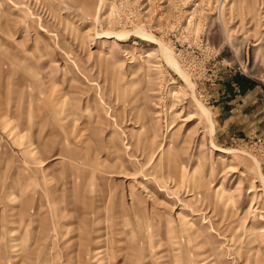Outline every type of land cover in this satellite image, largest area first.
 Masks as SVG:
<instances>
[{
	"label": "rangeland",
	"instance_id": "obj_1",
	"mask_svg": "<svg viewBox=\"0 0 264 264\" xmlns=\"http://www.w3.org/2000/svg\"><path fill=\"white\" fill-rule=\"evenodd\" d=\"M237 75L264 91V0H0V264H264Z\"/></svg>",
	"mask_w": 264,
	"mask_h": 264
},
{
	"label": "crops",
	"instance_id": "obj_2",
	"mask_svg": "<svg viewBox=\"0 0 264 264\" xmlns=\"http://www.w3.org/2000/svg\"><path fill=\"white\" fill-rule=\"evenodd\" d=\"M214 105L224 138H254L264 131V91L243 75L229 79ZM264 164V162H263Z\"/></svg>",
	"mask_w": 264,
	"mask_h": 264
},
{
	"label": "bare ground",
	"instance_id": "obj_3",
	"mask_svg": "<svg viewBox=\"0 0 264 264\" xmlns=\"http://www.w3.org/2000/svg\"><path fill=\"white\" fill-rule=\"evenodd\" d=\"M145 31V30H144ZM141 33V35H143L145 38H148V39H150V40H155L156 38L152 35V34H150V33H146V32H140ZM161 45V47H162V51H163V54L165 55V57H166V60L175 68V69H177L179 72H180V74L183 76V77H186L185 76V73L181 70L180 71V68L178 67V65H177V60L176 59H174L173 58V56L171 55V53H170V51L168 50V48L165 46V45H163L162 43L160 44ZM162 54V55H163ZM200 108H201V110H202V115H203V117H205L207 120H209V119H211L212 120V115H211V111L208 109V108H206V107H204V105H200Z\"/></svg>",
	"mask_w": 264,
	"mask_h": 264
},
{
	"label": "built area",
	"instance_id": "obj_4",
	"mask_svg": "<svg viewBox=\"0 0 264 264\" xmlns=\"http://www.w3.org/2000/svg\"><path fill=\"white\" fill-rule=\"evenodd\" d=\"M257 143H260V145L263 146V148H264V140L263 139H258Z\"/></svg>",
	"mask_w": 264,
	"mask_h": 264
}]
</instances>
